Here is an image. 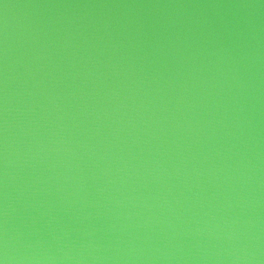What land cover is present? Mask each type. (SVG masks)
I'll return each instance as SVG.
<instances>
[{
    "label": "water",
    "instance_id": "water-1",
    "mask_svg": "<svg viewBox=\"0 0 264 264\" xmlns=\"http://www.w3.org/2000/svg\"><path fill=\"white\" fill-rule=\"evenodd\" d=\"M0 165L264 237V0H0Z\"/></svg>",
    "mask_w": 264,
    "mask_h": 264
}]
</instances>
